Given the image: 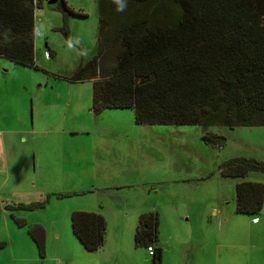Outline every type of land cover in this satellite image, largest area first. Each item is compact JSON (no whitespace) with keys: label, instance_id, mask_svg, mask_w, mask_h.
<instances>
[{"label":"rangeland","instance_id":"obj_1","mask_svg":"<svg viewBox=\"0 0 264 264\" xmlns=\"http://www.w3.org/2000/svg\"><path fill=\"white\" fill-rule=\"evenodd\" d=\"M40 1L37 70L0 58V264H151L134 241L147 213L158 216L162 264H264V203L254 217L234 211L235 186L264 187V171L220 174L229 160L264 163V128L137 126L131 109L95 113L92 82L71 78L97 56L98 0H63L86 17ZM206 134L221 147L205 144ZM73 212L105 219L99 250L75 239ZM32 225L45 230L44 259Z\"/></svg>","mask_w":264,"mask_h":264},{"label":"trees","instance_id":"obj_2","mask_svg":"<svg viewBox=\"0 0 264 264\" xmlns=\"http://www.w3.org/2000/svg\"><path fill=\"white\" fill-rule=\"evenodd\" d=\"M40 6V0H0V58L37 70ZM58 7L65 17H86L63 0ZM115 8L112 0H98L97 56L71 78L92 82L95 113L131 109L137 126L264 128V0H127L124 12ZM202 140L212 147L223 141L212 134ZM251 171H264V163L233 159L220 168L230 179ZM263 203L262 184L235 186L236 214L254 217ZM70 226L83 250L100 249L106 232L101 215L73 212ZM157 230L156 214L140 215L134 241L153 249L151 256L147 252L151 264H162V250L154 245ZM28 235L44 259L45 230L32 225Z\"/></svg>","mask_w":264,"mask_h":264},{"label":"clouds","instance_id":"obj_3","mask_svg":"<svg viewBox=\"0 0 264 264\" xmlns=\"http://www.w3.org/2000/svg\"><path fill=\"white\" fill-rule=\"evenodd\" d=\"M112 3L116 5L115 11L117 12H124L127 8V0H112ZM72 45H69V48H71ZM86 55V50H85Z\"/></svg>","mask_w":264,"mask_h":264},{"label":"built area","instance_id":"obj_4","mask_svg":"<svg viewBox=\"0 0 264 264\" xmlns=\"http://www.w3.org/2000/svg\"><path fill=\"white\" fill-rule=\"evenodd\" d=\"M34 37H35V38H39V37H40V33H39V32H34ZM254 221H256V219H255ZM254 221H253V223H254ZM147 252H148L149 255L151 256L152 253H153V249H152V248H148V249H147Z\"/></svg>","mask_w":264,"mask_h":264},{"label":"water","instance_id":"obj_5","mask_svg":"<svg viewBox=\"0 0 264 264\" xmlns=\"http://www.w3.org/2000/svg\"><path fill=\"white\" fill-rule=\"evenodd\" d=\"M57 3V1H49L48 3H47V5H55Z\"/></svg>","mask_w":264,"mask_h":264},{"label":"crops","instance_id":"obj_6","mask_svg":"<svg viewBox=\"0 0 264 264\" xmlns=\"http://www.w3.org/2000/svg\"><path fill=\"white\" fill-rule=\"evenodd\" d=\"M57 4H58V2H57L55 5H57ZM41 5H42V1H41ZM2 148H3V147L0 146V150H2ZM25 222H26V221H25Z\"/></svg>","mask_w":264,"mask_h":264}]
</instances>
